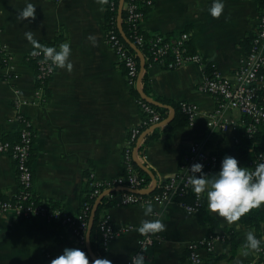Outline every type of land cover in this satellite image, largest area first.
I'll return each instance as SVG.
<instances>
[{"label": "crops", "instance_id": "1", "mask_svg": "<svg viewBox=\"0 0 264 264\" xmlns=\"http://www.w3.org/2000/svg\"><path fill=\"white\" fill-rule=\"evenodd\" d=\"M26 2L0 0V43L7 45L13 56L7 69L0 50V137L19 131V113L33 123L36 137L31 166L36 195L57 201L65 211L77 214L93 181L105 183L126 175L124 148L132 129L142 123L138 101L142 98L140 90L144 91L145 72L156 95L178 105L194 103L199 108L193 122L188 119V123L176 126L167 135L165 130L175 119L176 109L150 97L175 110L171 122L155 127L173 114L166 108L168 115L142 133L134 153L136 163H144L156 175L157 188L179 175L183 158L194 144L218 155L221 161L231 155L245 165L237 154L244 114L235 107L220 109L221 100L204 91L203 82L210 65L237 83L235 73L245 64L259 30L263 0H224L225 7L218 18L208 11L212 0H155L141 28L168 41L189 33L188 52L200 54L203 59L201 63L187 62L175 68L150 63L141 77L140 53L135 51L140 74L133 85L107 40L106 0H30L36 5L35 18L21 20L19 12ZM118 20L121 24L122 18ZM26 32H32L39 45L59 48L67 42L71 46L72 70L56 68L43 99L35 95L39 87L37 69L26 59L37 47L27 39ZM18 100L28 102L18 107ZM123 186L127 187L106 188L99 197L124 191L118 189ZM151 186L152 178L147 188ZM111 189L114 190L110 192ZM19 192L16 161L10 154L0 153V195L10 200ZM191 192L195 193L192 188ZM151 202L153 214L148 217L144 216L145 203H122L108 210L110 222L119 232L107 246L106 257L113 264L128 263L142 235L136 229L143 219L152 217L162 220L166 228L157 232L158 238L145 257L146 264H190L189 245L210 235L219 238L213 241L211 251L201 249L205 264L256 263L264 256V251L259 250L244 254L246 232H256L239 220L228 222L207 206L218 224L213 234L210 225L178 202ZM258 208L264 210V204ZM229 233L236 246L232 239L227 241ZM260 239L264 241V231ZM65 246L80 247L68 228L55 226L43 217L24 220L14 211L0 212V264H48ZM260 246L264 249V242Z\"/></svg>", "mask_w": 264, "mask_h": 264}, {"label": "built area", "instance_id": "2", "mask_svg": "<svg viewBox=\"0 0 264 264\" xmlns=\"http://www.w3.org/2000/svg\"><path fill=\"white\" fill-rule=\"evenodd\" d=\"M264 1V0H263ZM149 5H154L155 0H147ZM107 9L119 12L120 0H106ZM136 3L124 2L123 9L127 11V22L133 24L135 28H139L142 19L144 18L143 12L138 9ZM119 14V13H118ZM119 17V16H118ZM190 38L189 33H183L175 40L168 41L162 35H157L153 40L151 55L149 61L151 64L158 63L169 68H175L187 62H202L200 54H191L188 52L187 41ZM107 40L110 47L116 52L119 61L122 63L126 70V75L130 84H135L140 74V64L138 56L135 52H131L128 44L118 35L117 31L109 28L107 31ZM137 42L143 45V37L138 36ZM56 47V46H55ZM58 49V48H57ZM0 50L2 51L5 67L9 69L13 61L12 54L8 51L5 44L0 43ZM33 52H39V49L30 52L26 59H30ZM172 55L170 58L169 56ZM38 57V69L36 73L39 87L35 91L38 99H43L45 95L46 85L53 77L56 67L52 66L50 61H45L42 54L33 55ZM237 83L233 84L229 78L223 77L222 74L213 66L210 73H206V78L203 82V89L207 93L221 98L220 109L223 107L238 108L242 114L252 117L256 122H264V8L262 10L259 30L256 34L250 55L248 56L245 64L235 73ZM26 100H18L16 105L19 107L27 103ZM139 105L143 112L142 123L135 126L129 136L128 142L124 148V164L126 168V175L120 177L115 181H108L105 183L92 182V187H95L93 195L99 196L101 192L108 188L117 185H126L131 189H146L147 185L144 184V178L137 171L133 161L134 153L138 150V141L142 133L159 123L163 116L155 105L151 104L144 98L139 99ZM182 111L187 115L189 122H193L198 114V105L194 103L182 102ZM220 111V110H219ZM18 120L24 123V129L21 134V141L19 143H12L0 137V153L10 154L16 161V168L18 179L20 183V192L17 197L18 201L0 200V212L14 211L17 215L26 217H43L49 222H52L60 215V211H54L46 214L45 209L41 206H35L33 202L27 201L28 197L34 194V172L30 162L31 150L34 147V133L28 129L33 126L31 120L19 113ZM211 121L210 124H213ZM252 128H249L251 132ZM219 157L216 154L207 153L199 144H194L183 158L180 167L179 175L172 177L159 185V192L150 198H145L143 194H136L128 192L123 195V204H139L146 201H156L159 203H168L175 201L177 195H182L191 192V185L188 183V178L191 175L188 169L193 163L201 162L204 165L203 171L205 172L209 167L219 163ZM264 161V154L261 155V161ZM199 175V174H197ZM196 194V201L194 204H187L178 202L182 205L188 213L197 214L202 206L201 198ZM85 210L82 213L70 215L67 212L61 216L60 219L63 224L73 226L72 233L75 235L80 247L85 251L87 244V232L89 227L90 205L87 201L84 202ZM151 219H159L152 217ZM102 230L104 237V244L106 246L115 239L119 232L111 224L110 219L107 218L102 222ZM219 236L210 235L207 239L200 242H193L189 245V259L190 264H205V259L201 255V249L206 248L212 250L213 241ZM158 238V234L141 235L138 242V248L134 255L143 253L146 257L150 248ZM260 253L264 251L263 247L259 248ZM86 252V251H85ZM87 253V252H86ZM89 256L90 254L87 253ZM133 255V256H134ZM127 264H131V259Z\"/></svg>", "mask_w": 264, "mask_h": 264}, {"label": "trees", "instance_id": "3", "mask_svg": "<svg viewBox=\"0 0 264 264\" xmlns=\"http://www.w3.org/2000/svg\"><path fill=\"white\" fill-rule=\"evenodd\" d=\"M262 2V0H261ZM126 3H136L139 7L138 9L143 12L144 16L149 12V10L152 8V5H149L147 3V0H126ZM118 13L116 10H108L107 11V22L108 28H113L117 31L118 35L127 43L126 39L137 45V47L140 49L142 54L145 57L146 61V69L150 65L149 57L151 55V49H152V44L153 40L157 37L156 35H150L149 33L145 32L141 26L139 28H135L132 23L127 22V11L126 9H123L122 13V20H121V27L123 30V34L120 32L119 29V20H118ZM142 36L143 37V45L138 44L137 42V37ZM166 40H169V38H166ZM128 44V43H127ZM44 46L43 44H40ZM46 46V45H45ZM131 52H135L133 48L130 47L128 44ZM38 49V48H37ZM32 52V51H31ZM31 54V53H30ZM171 58V55L169 56ZM38 57H35L32 55L30 59L27 61L36 69H38ZM207 73H210L212 68L210 65L207 67ZM143 84H144V92L147 96L152 97L158 101H161L163 103H169L172 104L173 107L176 109V117L171 122L165 132L167 135L171 133L173 128H175L178 125H183L188 123V117L183 114L181 111V105L178 103H175L174 101H170L164 97L156 95L153 90H152V85H151V79L148 75L147 72L144 73L143 75ZM133 92L138 95L136 87H134ZM219 98V97H218ZM221 100V98H219ZM156 108L161 112L162 116L166 117L168 115V110L166 108ZM244 120L245 124L244 126L241 127V134H242V142L237 145V154L238 157L244 161L245 165L249 167V170L252 171L255 169L256 165L260 163L261 161V155L264 154V122H256L252 117L244 115ZM24 123L21 122L20 124V129L18 132L13 133L8 135L7 137H3V139L10 140L12 143L16 144L21 141V134L22 130L24 129ZM249 128L251 129V132L249 131ZM33 133H34V139L36 137L35 129L34 126L28 127ZM151 139V138H150ZM35 142V141H34ZM145 145L142 146L141 148V154L144 153ZM34 147L31 150V155H30V162L32 160V155H33ZM135 167L137 168L139 174L144 178L145 185H148L151 182V177L150 175L145 172L141 167L138 166L136 161H133ZM220 163L221 160H219V163L217 165L209 167L205 173H208L209 176L214 174L216 171L219 170L220 168ZM241 164V163H240ZM108 188V187H106ZM95 187H92V189L88 190L86 193V201L90 205V210L88 213L90 214V217L92 215V211L94 209V206L96 204V201L99 199V196L93 195ZM159 187L156 188L152 193L150 194H144L143 196L145 198H150L156 193L159 192ZM129 191H113L109 195L103 196L97 206L96 213L94 215V221L92 225V230H91V236H90V246L91 250L97 257H106L107 255V246L104 244V237H103V230H102V222L109 218L108 210L111 207L117 206L119 204H122V198L125 193H128ZM0 200H8L7 197H4L0 195ZM11 201H18L20 200V197H15L10 199ZM176 202H184L187 204H194L196 201V194L193 192L190 193H185L182 195H177L175 197ZM202 201V206L200 207V210L198 211L197 215L199 216V219L202 221V223L210 225L213 234H215V229L218 227L216 219H214L207 211V203H206V197L201 198ZM33 202L35 206H41L45 209L46 214H49L54 211H60V215L52 221V223L55 226L58 227H66L70 231L73 230V226L69 224H63L60 217L67 212L65 209L61 206V204L57 201H52V200H45L41 198L40 196L36 195L35 193L30 195L26 201V203ZM85 210V207L81 208L79 213H82ZM70 215H73L69 212H67ZM24 220H30L31 217H26L21 215L20 216ZM239 221L247 226L255 229V234L257 238H261L263 231H264V210L259 209V208H253L251 211L246 213L245 215L241 216ZM112 224V223H111ZM113 225V224H112ZM230 234V237L227 239V241H231L232 239V234ZM233 246H236L237 242L232 239ZM85 251L88 253L87 247L85 248ZM91 257V256H90ZM107 258V257H106ZM207 264V262H206ZM248 264H264V256L263 254L261 255V258L258 262L256 263H248Z\"/></svg>", "mask_w": 264, "mask_h": 264}, {"label": "clouds", "instance_id": "4", "mask_svg": "<svg viewBox=\"0 0 264 264\" xmlns=\"http://www.w3.org/2000/svg\"><path fill=\"white\" fill-rule=\"evenodd\" d=\"M225 7L224 0H212L208 8L212 17H220ZM36 5L26 2V6L19 12V19L35 18ZM27 39L39 49L33 55L42 54L45 61H50L56 68H67L72 70L71 46L64 42L55 46H41L34 39L32 32H26ZM90 39H94L90 37ZM204 165L201 162L193 163L188 169L191 175L188 183L192 190L199 196L206 194L207 206L210 211L225 218L228 222L238 221L253 208H258L264 204V161L258 163L254 170L241 165L238 159L231 155H225L220 163V168L211 176L203 171ZM199 174V175H197ZM144 216L153 214V204L146 201L143 205ZM166 225L160 219H143L136 229L140 234H155L164 231ZM245 253L249 250H259L262 242L257 238L252 230L246 232ZM131 264H146L143 253H138L130 257ZM48 264H113L106 257H90L82 248L65 246L63 250L51 258Z\"/></svg>", "mask_w": 264, "mask_h": 264}, {"label": "water", "instance_id": "5", "mask_svg": "<svg viewBox=\"0 0 264 264\" xmlns=\"http://www.w3.org/2000/svg\"><path fill=\"white\" fill-rule=\"evenodd\" d=\"M124 2L125 0H120V6H119V17L122 16V13H123V6H124ZM119 29H120V32L122 33V35L124 36L123 34V30H122V27H121V24H119ZM125 38V36H124ZM126 39V38H125ZM127 43L130 45L131 48H133L135 51L139 52L140 53V60H141V77L146 69V61H145V57L144 55L142 54V52L138 49L137 45L129 42L127 39H126ZM140 93L142 95V98L146 99L147 101H149L151 104L157 106V107H160V108H168L172 111V115L170 117H168L167 119H165L162 123H160L159 125L155 126V127H159L161 125H165V124H168L169 122H171V120L173 119L174 117V114H175V110L172 106L170 105H165L163 103H160L154 99H151L150 97H148L144 91L140 90ZM139 167H141L145 172H147L151 178H152V186L150 188H146V189H131L129 187H119L118 189L119 190H124V191H130V192H133V193H138V194H150L152 193L158 186V179L156 177V175L144 164V163H141V162H137ZM114 189H111V191H113ZM102 198L99 197V199L96 201V204L94 206V209L92 211V215L90 217V220H89V227H88V232H87V244H86V247H87V250H88V253L90 254V256L92 258H97V256L93 253V251L91 250V246H90V236H91V230H92V225H93V221H94V215L96 213V209H97V206H98V203L100 201V199Z\"/></svg>", "mask_w": 264, "mask_h": 264}]
</instances>
